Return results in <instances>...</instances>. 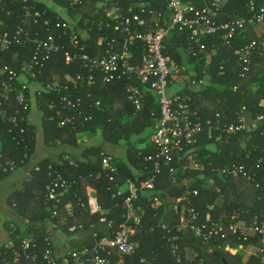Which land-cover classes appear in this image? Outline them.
Here are the masks:
<instances>
[{
  "label": "trees",
  "instance_id": "trees-1",
  "mask_svg": "<svg viewBox=\"0 0 264 264\" xmlns=\"http://www.w3.org/2000/svg\"><path fill=\"white\" fill-rule=\"evenodd\" d=\"M45 1L29 0L28 5L33 11H41L44 14L43 18L50 17L54 22H73L74 19L71 21L63 17L58 18V14ZM53 1L67 6L68 12L74 18L80 15L78 10L84 7V5L72 7L68 0ZM97 1L89 0L85 5L83 18L88 19L87 23L78 21V24L74 26L80 42L87 45L85 52L91 55L95 53L91 48L93 44L89 42V39L85 40L79 33L81 28L85 29L87 34H93V40L100 39L103 34L109 37H120L113 28L106 27L107 22L111 20L107 16V10L103 6H98ZM137 1L121 0V3L128 6L134 5ZM226 1L227 3L222 7L218 18L220 23L237 17L249 18L251 16L250 0ZM147 3L148 8L156 9V13L161 12L166 17L170 14L167 6L157 0ZM199 3L201 2H198L197 5L201 7ZM256 5L259 9L264 8V0H256ZM135 8L140 12V8ZM22 14L20 0H0V19H2L3 26L6 25L4 29L7 31H15L22 25ZM142 15L147 16L143 13ZM93 22L94 25H92ZM101 22H103L102 30L100 29ZM251 26L254 25H250L247 29L250 30ZM1 27L0 25V29H2ZM26 30L31 33L33 39L44 38L47 33L45 26L34 24L32 19L28 22ZM187 35L188 33L181 34L178 31H173L165 40L164 52L172 54L180 64H185L188 69L196 67L198 70L197 79H200L203 77L200 72L204 69L208 53L187 59L180 56V53L189 46L190 40ZM221 40L220 35L203 38L208 46V52L212 48L216 47L217 49L214 66L207 67V75L212 78L210 85H203L200 87L201 89L194 90L187 88V84H184L185 89L180 94L183 97H191L190 104L193 109L199 111L203 121L204 132L195 145V151L201 158L206 155L209 157L205 159L203 172L191 170L186 174L182 169L178 171L179 181L182 177H192L193 181L190 182L189 188L196 189L199 193L196 196H190L189 205L186 201L175 204H178L181 210L187 206L195 208L199 214L200 223L229 222L236 215L238 221L250 225L255 218L264 220V123L259 124V127L254 131L239 133L236 136L225 135L218 140V133L214 132L213 136L209 137L210 124H206L205 120L211 119L215 123L216 115L220 114L222 120L237 123L243 108L248 116L264 114V108L260 107V103L264 100V54L256 52L248 71H243L238 64L237 56V50L242 45L252 40H264V36L251 37L249 31V38L236 37L230 46L222 45ZM136 46L140 47V50L135 51L139 57L143 52L142 44L137 42ZM67 48L69 49L68 45ZM32 51V43L14 45L8 50L0 51V69L6 64L15 66L13 60L16 53L30 59ZM44 66L43 69L41 68L42 75L39 74V79L43 82L52 81V71L55 75H59L63 85L70 80L65 77L67 73H70L71 78H74L81 70L78 63L67 64L63 55L53 56ZM222 66L223 69H221ZM222 72L224 73L222 74ZM5 76L0 73V79ZM180 78L177 77L178 80ZM127 82V78L108 84L100 82L90 89L86 84L82 86L71 81L68 89L61 91L62 96H69L71 104L61 101L62 96L48 94L50 99L48 100L54 101L55 105L53 108L48 105L44 106L45 137L47 141L57 143L59 140L61 146L74 148L72 152H64L61 156L62 159L67 155L65 153H68L74 164H70L65 159L57 162L52 157H48L33 169V179L30 181V187L26 188L22 195L20 202L22 208H19L30 219L32 225L23 236H21L20 228H10L11 240L16 247H19L25 238L35 239L38 252L49 247L46 242V239L50 237L47 232L49 223L56 224L62 220V215L66 214L65 205L67 203L74 204L73 213L68 214L65 223L61 226L68 232L73 226L76 227V232L81 230L80 226L83 227L82 232H91L90 242L86 246L91 250L90 256L98 240L104 236L113 237V232L117 231L120 225L126 221L123 203L124 199L131 194L127 180L130 178L139 187L140 182L149 175V170L146 167L151 164L146 163L144 158L138 155V146L150 139L143 135L151 123V110L155 109L154 106H145L141 111H136L127 99L125 92ZM21 86L20 82H14L15 94ZM235 88L236 90H234ZM11 101H14V106L8 105L5 112L0 111V165L3 166L0 167V173H7L3 171V168L9 167L10 162H14L17 168L26 165L32 158L36 140L34 126L29 124L27 118L21 119L22 116L28 115L29 111H24L22 106L17 105L16 100L11 99ZM96 101L101 102L100 108L96 106ZM12 116L16 117V121L10 119ZM130 116L132 119H129ZM63 121L64 124H62ZM21 128H26V133L21 134ZM81 132L92 135L94 139L79 145L77 134ZM120 144L126 146V156L122 160L106 151L108 147H117ZM213 145H217L218 152L210 149ZM141 151L150 153L152 147L149 144L146 149ZM104 152L112 155L115 159L117 170L113 173L109 170L106 171L103 167L102 153ZM231 165L247 166L248 174L254 177L255 181L244 176L237 178L227 176L224 169ZM142 169L145 170V173L141 172ZM58 175H62L74 183L62 196L61 203L55 210L53 201H50L48 197L47 185H50ZM111 175L114 176V181L110 180ZM90 189L94 190L102 215L91 213L89 210ZM185 190L186 187L181 181L177 186L172 184L167 170L158 176L157 187L151 193L152 195L144 196L143 191L138 190L136 207L146 209V216L143 219L142 228L134 237V240L139 242L140 249L135 256L127 258V264H140L141 257H146L156 264H179V259L184 264H244L241 259L226 251V245L229 243L232 246L241 244L262 246L261 238L252 233L247 234V242L236 237H229L228 243L226 240H219L206 248L199 244L190 230L178 232L180 214L176 213L172 207L170 208V204L181 195L183 196ZM118 192H121L120 196H118ZM153 196H158L161 199L158 209L152 207ZM209 206H212V209ZM54 211L58 216L54 215ZM103 217L105 221H101ZM37 222H41L42 225L35 227ZM176 237L178 238L175 239ZM174 246L177 247L176 252ZM190 249H195L198 252L191 260L186 253ZM0 250L3 252V256H0V264H7L6 260L13 259V252L6 250L5 245H2ZM113 261L115 262V260ZM256 261L260 262V258H256Z\"/></svg>",
  "mask_w": 264,
  "mask_h": 264
},
{
  "label": "built area",
  "instance_id": "built-area-1",
  "mask_svg": "<svg viewBox=\"0 0 264 264\" xmlns=\"http://www.w3.org/2000/svg\"><path fill=\"white\" fill-rule=\"evenodd\" d=\"M87 1L69 0V3L72 7H78L85 5ZM149 1L151 0H138L134 5L128 6H124L121 0L97 1L98 6H103L107 10V16L111 20L107 22L106 27L113 28L120 36L109 37L103 34L99 39L100 47L103 50L98 54L91 55L85 52L86 43H81L78 35L70 32L72 30L70 24L61 21L54 22L50 17L43 18L44 14L41 11H31L27 5L29 0H20L25 10L24 15L26 18L31 17L34 24L42 23L46 27L45 37L33 39L24 26H21L14 34L0 32V49H10L14 45L20 44H33L32 57L26 67L17 69L7 65L3 68L2 74L6 76L0 79V109H5L8 105L14 106V101H11L14 99L18 102L17 105L24 108V111H29L33 101L30 81L37 80L45 63L55 55H63L67 64L78 63L81 70L64 85L61 81L43 83L41 87L46 93L61 97V91L68 89L71 81L82 86L86 84L92 89L100 82L108 84L127 78L125 92L128 101L136 111L139 112L143 109L150 92L155 95L159 107V114L150 135L152 151L140 153L144 161L151 164L146 167L149 170V175L140 182L139 187L131 183V194L124 199L123 203L126 221L120 225L117 231L113 232V237L104 236L98 240L91 256L89 255L91 250L88 247L59 255L50 246L51 237L46 239L49 247L38 252L35 239L25 238L19 247H16L13 242L5 244L6 250L13 252V259L6 260L7 264H127V258L135 256L140 249V245L134 240V237L138 235L146 216V209L136 207L138 190L153 193L157 187L158 176L165 170L169 172L172 183L179 185L180 181L177 177L179 170L186 171L189 163H194L193 168L199 166L197 161L200 156L195 151V145L204 132L201 116L192 108L190 96H171L168 93V88L177 77L188 74L196 77L188 78L191 86L200 87L206 84L208 64H205L201 72L199 71L203 77L197 79L198 70L196 68L193 73L189 72L187 67L180 64L172 54L164 52L165 40L173 31H178L181 34L188 33L189 46L186 48V54L182 52L181 56L186 59L196 58L204 53L211 56L215 52L217 54V49L215 47L211 52H208V46L203 41L204 37L220 35L224 45H231L236 37L244 38L243 32L250 25L264 22V8L259 9L256 0H250L251 16L249 18L237 17L220 23L218 18L224 0H157L167 6L170 12L168 17L161 12L156 13V9L148 8L147 2ZM198 2H203L204 6L199 7ZM135 7L140 8V12ZM102 25L103 22L100 23L101 30L103 29ZM137 42L142 44L141 50L143 51L139 57L135 53L140 50V47L136 46ZM256 52L264 54V40H252L237 50L238 64L243 71L250 69ZM23 72L28 81L23 80L21 74ZM15 81L22 85L16 94V89L13 87ZM60 100L71 104L69 96L64 95ZM54 105L55 103L52 101L49 107L53 108ZM96 106L100 108L101 102L96 101ZM260 107L264 108V100L260 103ZM0 111L2 112V110ZM216 118V122H212L208 130L210 137L214 132L218 133V137L236 136L239 133L254 131L259 127V124L264 123V114L255 115L250 122L246 117L245 108L238 116L237 123L222 120L220 114H217ZM21 119L23 120L24 117L22 116ZM13 121H16V117L13 118ZM25 129L21 128L20 133H26ZM102 156L104 169L111 173L115 172L117 169L114 157L105 152L102 153ZM67 157L66 161L74 164L71 156ZM0 167L3 166L0 165ZM14 168V162H10L9 167L3 169L13 170ZM224 173L233 178L244 176L255 181L254 177L248 174V168L245 165H231L224 169ZM109 178L111 181L115 180L113 175ZM73 183L74 181L58 175L48 186V197L50 201H53L55 210L58 209L62 196L72 187ZM185 187V196L182 201H186L189 205L190 196L198 195L199 191L192 190L187 185ZM120 194L121 192H118V196ZM153 197L152 207L158 209L161 199L158 196ZM88 206L91 213L103 214L95 198L89 199ZM173 209L180 214L181 224L177 227L178 232L190 230L202 247L209 248L219 240H226L228 243L232 237L247 242L248 233L257 235L262 240L258 264H264V220L255 218L248 225L243 221H238L235 215L229 222L200 223L199 214L195 208L187 206L181 210L179 205L175 204ZM54 212V214L57 213ZM101 221H105V218L103 217ZM1 247L2 244H0V249ZM176 249L177 247L174 246L175 252ZM31 252L34 253L31 254ZM0 256H3L1 250ZM140 264L156 263L146 257H141ZM179 264H184L181 259H179Z\"/></svg>",
  "mask_w": 264,
  "mask_h": 264
},
{
  "label": "crops",
  "instance_id": "crops-1",
  "mask_svg": "<svg viewBox=\"0 0 264 264\" xmlns=\"http://www.w3.org/2000/svg\"><path fill=\"white\" fill-rule=\"evenodd\" d=\"M41 1L42 0H36V2H41ZM224 1H225L224 2V5H225V3H227V1L226 0H224ZM45 2L53 11L56 12V14H58V18H61V17L65 18V19H72L73 18L75 20L73 22H75L76 24L78 23V21L81 20V19H79L80 15L75 17L76 18L75 19L72 15H70V12H68V8L66 9L65 6L61 5L60 3L55 2L53 0H46ZM68 2H69V0H68ZM28 4H29V2L27 3V5ZM69 5H70V3H69ZM85 5H84V7H85ZM199 5L201 7H203L204 3L201 2V3H199ZM28 7L30 8L29 5H28ZM22 10H23V14L21 16V18H22V25L21 26H24V28L26 30V26L28 25V22H30V20L32 18L31 17L30 18L25 17V15H24L25 10L23 8V4H22ZM31 11H33V10H31ZM61 13H63V16L59 15ZM168 16H170V14H168ZM0 20H1L0 25L2 26L1 27L2 29H0V32H8L9 34L10 33L14 34L21 27V26H19L15 31H7L6 29H4V27L6 25L3 26L2 19H0ZM24 20H25V22H24ZM63 22H65V21H63ZM65 23H68V22H65ZM68 24H70L71 28H72V30H70V32H73L76 34V32L74 30L75 25H73L71 23H68ZM249 31H250L251 37L264 36V22L259 23V24H255L254 26H251L250 30L249 29L245 30L243 32L244 39L249 38ZM27 33L31 36V33L29 31H27ZM76 35H78V34H76ZM89 42H91L93 44V46H91V48H93V51H95L94 54L101 53V50H99L101 48L100 44H99V39H97V40L91 39V40H89ZM222 45H224V44L222 43ZM224 46H230V45H224ZM4 50H8V49H0V51H4ZM211 51H212V49H211ZM182 52L184 54H186V49H184ZM180 56H181V53H180ZM25 57L26 56L22 57L19 53H16L14 56V60H13L14 61L13 63L15 66H11V65H8V66L14 67L17 69L26 67L28 64V61L30 59L25 58ZM214 57H216V55L212 54L210 56L209 54H207L206 64H208V66L210 68H212L214 66ZM5 66H7V64L4 65L0 69L1 74H2V70ZM194 68H196V67L193 66V67H190V69H188V68L187 69L189 72L193 73V71H195ZM223 73L224 72H222V74ZM21 74H22L23 80L28 81L26 74L24 72ZM39 74H40V76L42 75V70H40ZM39 74H38V78L36 81L35 80L30 81L31 82V84H30L31 85V91H32L31 97H32L33 101H32L31 108L29 109L28 115L24 116V119L27 118L29 124L34 126V129H35L36 140H35L34 152H33L32 158L30 159V161L26 165H24L20 168H17V166L15 165V168L13 170L3 169V171H6L7 173H0V244H2V245L13 242L11 240L12 234H11L10 228H13V229L20 228L21 236H23L28 231L30 226L32 225V222H30V219L27 216H25L22 213V211H20L19 208L20 207L22 208V206H21L22 203H20L22 201V195L25 192L26 188L30 187L29 186L30 181L33 179V172H34L33 169H35V167L37 166L38 163L47 159L48 157L49 158L52 157L57 162H59L60 160H63V158L61 159V156L64 154V152H72L74 150V148H70L68 146H61L59 144L60 143L59 140L57 141V143H54L53 141H47V139L45 137V128H44V120H45L44 119V116H45L44 109L45 108H44V106L45 105L50 106L51 101H49L50 99L48 97V93H46L41 87V85L43 83H47V82L41 81L39 79ZM46 74H48V72H46ZM51 76L53 77V80L50 82L61 81V78L59 77V75H55V73H53L52 71H51ZM65 77L71 78V74L67 73ZM188 78H196V77H194V76L192 77L191 75L188 74V75H184L179 80L175 79L169 87H171L172 85H175L176 87L174 86L173 91L169 95H171V96L177 95L178 96V95L182 94V92L185 89L184 84H187V88L193 89L194 87L190 85V83L188 82ZM207 80H209V81H207V83L204 84V86H208L212 82V78L210 76L207 78ZM200 87L198 88V90L201 89ZM194 90H197V89L195 88ZM151 101H152V104H151ZM145 106L146 107L147 106H149V107L154 106L155 107V109L151 110L152 116L150 119L151 120L150 126L147 128L146 133L143 135V136L148 138V137H150V135L153 132V125H154V122H155V120L159 114V112H158L159 107H158L157 99L152 92H150L148 94ZM1 110L3 112H5V110H7V108H5V109L1 108ZM194 110L199 113V111L197 109L194 108ZM14 117L15 116H12L10 119L13 121ZM246 117L250 122L252 121V118H253L252 116H248L246 114ZM129 119H132V116H130ZM201 120H202V118H201ZM210 120L211 119L205 120V123L207 124V122ZM202 123H203V121H202ZM221 137H217V139L220 140ZM91 139H94L92 135H88V134H85L83 132L77 134V141H78L79 145H82V144L90 141ZM149 144L151 146L150 139L148 141H146L145 143H142L140 146H138V148H139L138 155L139 156L143 157L142 155H140V153H144L141 150L146 149L149 146ZM213 146H214V148L212 149V146H211L210 149L212 151L218 152L217 145H213ZM107 149L108 150H106V151L109 152L110 154H112L117 159L122 160L126 156V146L124 144H120L117 147H108ZM65 154H68V153H65ZM25 156H26V154H25ZM208 157H209V155H206L204 158H201V157L198 158L197 165H199V166H197L196 168H193L194 163H191V164L189 163L186 171L183 170L184 173L186 172V174H187L191 170L203 172V169L205 167V161H206L205 159ZM82 160H85V158H82ZM8 171H10V173H8ZM141 172L145 173V170L142 169ZM180 181L182 183H184V187L186 185L189 187L190 182L193 181V178L192 177H182V179H180ZM171 182H172V180H171ZM127 183L129 184V187H130L131 183H134V181H132L129 178L127 180ZM48 186L49 185H47V191H48ZM89 191H90V195H91L90 198L91 197L95 198L98 202V199H97L96 195L94 194V190L90 189ZM183 193H182L183 196L181 195V197H179L176 201H174L170 204V208L171 207L173 208V205L175 203L182 201V198L185 196V191ZM142 194L144 196L152 195L151 192H149V191H143ZM73 205H74L73 203H67L65 205L66 214L62 215V220H60L56 224L49 223L50 226L47 229V232L50 233V237H51V240H50L51 248L56 253H58L59 255H65L69 251H72V250L83 249L86 246H88L87 243H89L90 242L89 239H91V235H90L91 232L90 231H83L82 232V230H83L82 226H80L81 230L77 231V232L75 231L76 227H74V226L69 229V232L66 230V228H62L63 224L66 221L65 218L68 216V214L73 213V207H74ZM209 208L212 209V206H209ZM56 214H54V215H56ZM57 216H58V214H57ZM59 223H60V227L58 228ZM180 224H181V220H180ZM41 225H42L41 222H37L35 227H40ZM52 232H53V234H52ZM225 249H226V251H228L232 255L241 259L242 263H244V264H258L259 263L256 261V258H258V256H259V252L261 249L260 246H256L253 244H245V245L241 244V245L232 246L231 244H228V245H226ZM186 253H187V257L190 260L198 254L197 250H195V249L187 250Z\"/></svg>",
  "mask_w": 264,
  "mask_h": 264
},
{
  "label": "rangeland",
  "instance_id": "rangeland-1",
  "mask_svg": "<svg viewBox=\"0 0 264 264\" xmlns=\"http://www.w3.org/2000/svg\"><path fill=\"white\" fill-rule=\"evenodd\" d=\"M65 8L67 9V6H66ZM84 9H85V7H82L80 10H78V12H80V18H79V19H81L80 22H83L84 24H86L87 21H88V19H87V18H86V19L83 18V12H85ZM67 15H68V14H67ZM60 16H63V13H61ZM69 17H70V16H69ZM70 18H71V17H70ZM70 20L72 21L73 18L70 19ZM73 21H75V20H73ZM99 22H100V21H99ZM71 24L76 25L75 22H72ZM77 24H78V23H77ZM92 25H94V22H93ZM79 33L82 34L83 38H85V39L87 38V39H89V40H91V39L93 40V34H90V33L87 34V32H85V29H82V28H81V29L79 30ZM215 54H216V52H215ZM215 54H214V55H215ZM216 55H217V54H216ZM207 81H209V80H207ZM174 86H175V85H172L171 87L168 88V93H169V94H171V92L173 91ZM175 87H176V86H175ZM195 88L198 90L199 87L197 86V87H194L193 89H195ZM207 124H210V126H211L212 121H211V120L208 121ZM209 137H210V135H209ZM209 137H208V138H209ZM213 148H214V146H212V149H213ZM67 156H68V155H65V156L63 157V159L68 160V157H67Z\"/></svg>",
  "mask_w": 264,
  "mask_h": 264
}]
</instances>
